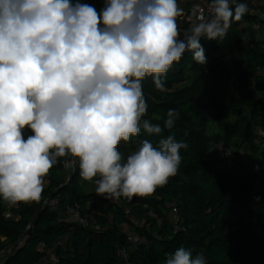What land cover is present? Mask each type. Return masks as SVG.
<instances>
[{"label":"clouds","instance_id":"1","mask_svg":"<svg viewBox=\"0 0 264 264\" xmlns=\"http://www.w3.org/2000/svg\"><path fill=\"white\" fill-rule=\"evenodd\" d=\"M209 14L181 30L177 0H104L98 12L82 0H0V199L39 201L44 177L78 160L80 177L105 199L148 196L179 170L186 148L173 135L178 113L163 126L142 119V82L164 77L188 51L207 63L201 38L221 40L247 13L237 0H210ZM143 129L125 159L118 151ZM164 264H207L203 252L180 246Z\"/></svg>","mask_w":264,"mask_h":264},{"label":"trees","instance_id":"2","mask_svg":"<svg viewBox=\"0 0 264 264\" xmlns=\"http://www.w3.org/2000/svg\"><path fill=\"white\" fill-rule=\"evenodd\" d=\"M82 2L98 12L104 7V0ZM237 2L248 11L227 35L201 38L205 65L186 51L164 77L165 91L151 77L142 82L148 104L142 119L163 126L169 109L178 113L162 134L187 145L177 174L151 195L105 199L94 182L80 177L78 164L68 170L67 157L60 158L44 177L41 199L20 202L18 219L3 217L8 202L0 199V250L23 241L0 264H54L51 255L56 264H164L180 246L193 256L202 251L207 264H264V144L258 133L264 126V21L257 31L254 9L261 0ZM177 23L181 34L190 27ZM160 138L142 129L118 151L126 159L142 140L158 146ZM219 148L237 158L228 162ZM50 198L59 200L58 209L44 207ZM68 205L79 206L89 225L69 219Z\"/></svg>","mask_w":264,"mask_h":264},{"label":"built area","instance_id":"3","mask_svg":"<svg viewBox=\"0 0 264 264\" xmlns=\"http://www.w3.org/2000/svg\"><path fill=\"white\" fill-rule=\"evenodd\" d=\"M177 3H178V6L180 8L184 7L183 0H177ZM209 3L210 2H208V0H190L189 1V3H188L189 9L186 12L185 17L187 18V21H188L190 26H191L190 23L194 24L199 17L206 16L209 14V8H208ZM254 13L257 16V20L254 24V27L257 31H261L263 28L262 22L264 21V0H261V2L257 5V7L254 9ZM261 38L264 41V31L261 34ZM258 133H259L260 138L264 144V126L258 127ZM218 153L221 157L226 159L228 162H232L237 158L236 153H234L232 150H230L228 148H219ZM71 159H72L71 157H67L64 164L68 170L73 171V170H75V168L78 164V160L75 164L70 163V162L66 163V161H71ZM59 206H60V204H59V200L57 198H50V199L46 200L45 204H44V207L51 208V209H58ZM19 209H20V203L15 204V205H10L8 203L6 209L3 211L2 215L6 219H10V218L18 219L19 216L17 215V211ZM174 212L177 213L176 208L174 209ZM65 214L67 216H69V219H71L74 222L81 224L84 227L89 225L87 217L82 214V211L79 208V206H71V205L66 206ZM129 240L139 241V238H137V237L134 238V237L130 236ZM22 244H23V241L21 240V241H19V243L15 247L12 246V247H7L4 249H1L0 250V261L3 260L4 258H7V256L13 254L15 248L20 247ZM45 247H46L45 244L40 245L41 250H44ZM123 254L126 255L125 250H123ZM50 260L54 264H56L58 262V259L55 255H51Z\"/></svg>","mask_w":264,"mask_h":264},{"label":"rangeland","instance_id":"4","mask_svg":"<svg viewBox=\"0 0 264 264\" xmlns=\"http://www.w3.org/2000/svg\"><path fill=\"white\" fill-rule=\"evenodd\" d=\"M189 1L190 0H183V4H184V7H182V9H183V14L180 16V17H178L177 19H178V21H179V23L180 22H182L183 20L184 21H187V18L185 17L186 16V12L188 11V9H189ZM188 22V21H187ZM191 25L193 24V23H190Z\"/></svg>","mask_w":264,"mask_h":264},{"label":"water","instance_id":"5","mask_svg":"<svg viewBox=\"0 0 264 264\" xmlns=\"http://www.w3.org/2000/svg\"><path fill=\"white\" fill-rule=\"evenodd\" d=\"M36 219H37V218H36ZM36 219L32 222L31 226H33V225L35 224Z\"/></svg>","mask_w":264,"mask_h":264}]
</instances>
